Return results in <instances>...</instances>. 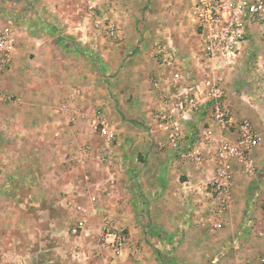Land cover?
Wrapping results in <instances>:
<instances>
[{
  "label": "rangeland",
  "instance_id": "rangeland-1",
  "mask_svg": "<svg viewBox=\"0 0 264 264\" xmlns=\"http://www.w3.org/2000/svg\"><path fill=\"white\" fill-rule=\"evenodd\" d=\"M153 6L150 0H0V29L10 27L15 39L10 54L0 56V264H100L104 249L117 258L104 240L108 227L127 237L114 226L120 207L113 199L124 189L125 157H145L135 146L146 143L150 154L180 161L169 125L159 127L156 115L174 116L188 88L210 73H202L194 17L198 65L175 46L172 22L162 27ZM263 39L244 61L243 83H230L226 92L227 101L244 100L245 118L258 117L261 137L253 154L257 171L242 184V197L254 204L248 217L257 251L235 264H260L264 254ZM168 121L180 128V116ZM96 224L98 234L89 228Z\"/></svg>",
  "mask_w": 264,
  "mask_h": 264
},
{
  "label": "crops",
  "instance_id": "crops-1",
  "mask_svg": "<svg viewBox=\"0 0 264 264\" xmlns=\"http://www.w3.org/2000/svg\"><path fill=\"white\" fill-rule=\"evenodd\" d=\"M144 1L148 2V0ZM150 3L152 6L156 5L155 10L161 12L156 17L163 21L162 27L172 22L171 32L175 46L184 56L194 55V64L198 65L200 38L195 24L191 21L194 17L193 13L189 11L193 0H150ZM120 14L122 18L127 15L124 21L127 23L129 13ZM262 38H264V23L252 26L249 40L238 56L236 65L232 67L234 73L231 71L226 76L228 95L232 90L230 83L234 82L235 86L243 83L240 77L242 70H245L244 61L249 62L252 47L258 45ZM166 41L170 43L172 40ZM208 71L209 68L205 66L202 73ZM144 80L145 78H142L140 83L143 84ZM164 80L161 79L160 82L167 84L168 82ZM262 81L264 83V79ZM163 94L166 96V89ZM228 102L233 109L235 119L245 118L241 112L250 110L246 108L244 100L238 105L233 97L230 99L228 96ZM2 104L0 103V107L3 106ZM208 111L201 110L196 116L194 113L189 114L187 116L189 120L185 122L180 120L179 128L180 143L188 148L193 134H197L207 125L210 126L213 143L203 151L205 161L202 163H189L182 159L178 161L176 158L170 161L166 152L150 154L146 143L135 148L138 147V152H146L148 155L125 157L124 189L121 193L120 190L116 191L113 199L116 201L115 207H120L116 212L118 216L114 226L116 229L122 228L127 231L126 247L117 258H113L109 250H102L103 260L100 264H235L243 258L250 259L255 255L256 240L250 237L251 225L255 223L248 217L252 213L254 204L249 202L246 196L242 197V184L247 177L234 175L233 204L226 212L222 210L219 220L222 224L221 228L212 231L205 223L208 217L218 211L214 206L215 203L206 200L203 194V188L216 167L215 161L208 159L213 156L222 138L234 137L233 132L222 135L217 125L210 121ZM257 118L253 117L255 124L251 122L254 128L257 125ZM123 151V154L127 155L125 146ZM202 221L206 225H203ZM98 227L99 224H96L89 228L98 234Z\"/></svg>",
  "mask_w": 264,
  "mask_h": 264
},
{
  "label": "built area",
  "instance_id": "built-area-1",
  "mask_svg": "<svg viewBox=\"0 0 264 264\" xmlns=\"http://www.w3.org/2000/svg\"><path fill=\"white\" fill-rule=\"evenodd\" d=\"M192 13L202 39L201 59L205 66H209L210 75L206 73L205 80L188 88L185 100L176 103L173 115L180 116V120L185 122L189 120V114L194 113L196 116L201 110H209L210 121L217 125L222 135L230 132L235 134L234 139L222 138L213 156L208 159H213L216 167L203 188V194L206 200L217 204L218 211L208 217L205 223L215 230L221 228L219 220L222 210L229 208L228 198L234 181L233 167H238L241 174L248 178L257 171L253 154L260 146L261 137L249 119L235 121L233 109L227 101L226 76L236 65L238 56L249 40L250 28L264 23V0H193ZM14 44L12 29H0V56L10 54ZM164 57L166 60L170 56L165 54ZM174 116L164 110L158 112L156 117L161 122L159 127L169 125V139L174 148L181 149V159L202 163L205 161L203 151L213 143L210 126L198 131L189 147L185 148L180 143L179 125H175V121L170 125L171 121H168ZM104 241L108 242L110 250L117 256L121 254L125 243L123 235L108 227ZM260 264H264V254Z\"/></svg>",
  "mask_w": 264,
  "mask_h": 264
}]
</instances>
